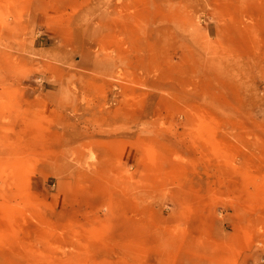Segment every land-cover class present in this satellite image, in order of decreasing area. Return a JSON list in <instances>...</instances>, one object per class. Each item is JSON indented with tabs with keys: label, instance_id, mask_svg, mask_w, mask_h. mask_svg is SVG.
<instances>
[{
	"label": "rangeland",
	"instance_id": "obj_1",
	"mask_svg": "<svg viewBox=\"0 0 264 264\" xmlns=\"http://www.w3.org/2000/svg\"><path fill=\"white\" fill-rule=\"evenodd\" d=\"M0 264H264V0H0Z\"/></svg>",
	"mask_w": 264,
	"mask_h": 264
},
{
	"label": "bare ground",
	"instance_id": "obj_2",
	"mask_svg": "<svg viewBox=\"0 0 264 264\" xmlns=\"http://www.w3.org/2000/svg\"><path fill=\"white\" fill-rule=\"evenodd\" d=\"M233 70H234L235 77L239 76V70H238L237 66H234Z\"/></svg>",
	"mask_w": 264,
	"mask_h": 264
}]
</instances>
